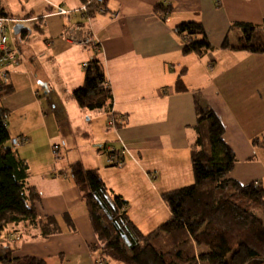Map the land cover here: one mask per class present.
I'll list each match as a JSON object with an SVG mask.
<instances>
[{"label":"crops","instance_id":"0c3cea01","mask_svg":"<svg viewBox=\"0 0 264 264\" xmlns=\"http://www.w3.org/2000/svg\"><path fill=\"white\" fill-rule=\"evenodd\" d=\"M84 1L0 0L11 16L42 20L32 26L22 66L11 71L19 94L0 104L17 114L10 137L27 138L13 150L27 163L29 183L40 193L37 215L44 222L54 220L46 238L39 226L24 223L8 227L3 240L16 257L45 264L96 261L90 214L68 175L77 161L96 170L106 187L127 201V214L143 234L169 219L162 195L194 180L190 154L197 137L196 99L224 126V139L236 157L229 177L264 185V54L220 48L226 38L234 44L240 37L238 24H262L264 0H107L108 12L90 21L97 42L67 44L65 35L89 32L81 28L86 26L83 14L74 11ZM159 5L171 12L158 11ZM57 6L68 14L54 15ZM191 21L202 25L212 50L182 53L183 39L175 28ZM93 57L109 81L114 119L120 123L115 128L108 125L107 112L81 110L71 95L84 82L83 64ZM39 87L50 98L58 96L53 111H43L33 96ZM54 114L63 128H72L66 137L60 136ZM53 144L63 146L58 160ZM122 146L129 152L121 151V158L115 154L114 162L123 164L110 166L108 150Z\"/></svg>","mask_w":264,"mask_h":264},{"label":"trees","instance_id":"16d2710c","mask_svg":"<svg viewBox=\"0 0 264 264\" xmlns=\"http://www.w3.org/2000/svg\"><path fill=\"white\" fill-rule=\"evenodd\" d=\"M106 2H91L87 16ZM157 10L171 12L162 5ZM237 28L240 37L234 44L226 38L221 50L264 54V19L259 27L244 23ZM175 29L183 39L184 55L212 50L201 24L184 22ZM106 83L102 64L92 60L85 67L83 85L72 91V98L81 110H102L111 116L113 98ZM11 92L10 85L0 82V99ZM196 115L197 137L190 154L193 184L162 195L170 217L148 234L138 230L127 214V201L109 190L96 170L86 169L80 161L70 165L68 175L79 189L102 243L101 260L120 264H264V185L259 181L242 184L229 177L236 157L224 139V126L199 99ZM5 116L6 111L0 108V240L7 227L24 223L39 226L40 236L46 238L52 233V220L37 221L36 205L41 196L29 183L27 163L8 146L11 137ZM12 253L5 240L0 264H45Z\"/></svg>","mask_w":264,"mask_h":264},{"label":"rangeland","instance_id":"374dc122","mask_svg":"<svg viewBox=\"0 0 264 264\" xmlns=\"http://www.w3.org/2000/svg\"><path fill=\"white\" fill-rule=\"evenodd\" d=\"M93 1L94 0H85L84 4L82 5V7L80 9H77V10H74V11L78 12V13L80 11H82L87 16V13L89 12V9H90L91 2H93ZM59 9L64 10V8H62L61 6L54 7V11L56 10L54 15H56V16H64V15L68 14V12L66 10H64L66 12L65 14H60L59 13ZM107 12H108V10H107L106 6L105 7H101L100 6L99 9H97L95 11V14H93V15H91L89 17L87 16V18L83 15L84 20L86 21V23H85L86 26L83 25L81 27L79 25L77 27L89 29V32L86 33L83 30V35L81 37L77 36L76 40H74V41H77V42H73V43H76V44L80 43L79 41L80 40H85V38H90L92 41L95 40V42H97V39L95 38L93 32H91L92 28H91L90 21H91V18L94 15H96V14L104 15ZM112 17H113V19H115V18L118 17V14H113ZM41 21H40V19L19 18L17 16H11L9 13H7L0 6V56H2V60L0 59L1 60V63H0V65H1L0 66V82L3 83L4 85H8V86L10 85V87L12 89V92L9 95H7L4 98L0 99V103L3 100L5 102H8L11 98H13L14 96H18V94H19L18 92H15V88H16V87L14 88L15 85L13 86L11 84L12 83V72L11 71L14 72L17 67L20 68L22 66L21 62L24 61V60H22L23 59V52L25 50V53H26V50H30V46L28 45L27 41H28L29 35H31L30 33H33L32 26H33V24L39 23ZM20 27H23L24 31L20 32L19 34H16L17 28H20ZM257 27H259V26H257ZM259 29H260V32H262V29L261 28H259ZM69 31L70 30H68L67 33ZM256 33H259V31H257ZM65 36H66V40L68 41V42L66 41V43L67 44H71L72 41L69 40V35H65ZM80 44L82 46L88 45L86 43H80ZM92 46L94 48H97L96 44H93ZM4 57L7 59V62L4 60ZM92 60L93 61L97 60V58L93 57ZM92 60H90V61H92ZM90 61H88L87 63L83 64L84 74H85V67H87V65L89 64ZM104 72H105V70H104ZM84 78H85V76H84ZM105 78H106V73H105ZM106 81H107L106 86L110 89V86H109V83H108L109 81L107 80V78H106ZM58 88L59 87L56 88L57 91H58ZM38 90H40L39 93L34 91L33 96L35 97L36 101L41 105L43 111H45V109L47 110L49 107L52 108V111H53V105H51V103L56 98H58V96L56 94H54L52 96V98H50L48 96V94L46 93V92H48L47 90H45L44 88H41V87H39ZM15 94H17V95H15ZM39 94L41 95L40 98H39ZM112 98H113V96H112ZM112 105H113V99H112ZM0 108L3 109L4 111H6V116L4 118V123H5V126L7 127V131L9 132V135H11V129H13L15 127V123H16L15 118H16L17 114L14 112V110H13V113H12L11 110L5 108L2 104H0ZM54 117H55V124H57L58 127H59L60 136L61 137H66L69 134V131L72 130V128H70L68 130V127L66 125L63 128V125L65 123L59 117H57L56 114H54ZM114 117H115V113H113L111 116L108 117V119H109L108 125L111 126L112 128H115V127H117V125L120 124L118 122L119 117H118L117 120H115ZM53 128H54V130H56V126L55 125L53 126ZM26 141H27V138L24 137V136H20V137H17V138H10V141L8 142V146L10 148H12V149H15L18 146L24 144ZM61 148H63V146L60 145V144L51 145V152H52L53 157H55V160L59 159L60 154H61ZM116 151H118L119 153H117ZM121 151L123 152V154H128V152H129V150L126 147H124V146H122V150H118V149H114V148H112L111 150L110 149L108 150V154L109 155L107 156V163L110 166H116L117 167V166H120V165L123 164L122 163L123 160H119L117 162H114L115 154L120 155V156H118L120 158L122 156H124L121 153ZM193 181L194 180H192L191 184H193ZM191 184H185V186L182 185L179 188L186 187V186H189ZM37 206H38V204L36 205V208H37ZM39 220H40V217L37 218L38 222H39ZM51 224H52L51 227H54V220H52ZM9 227H11V226H9ZM3 239L0 240V250H3V246L5 245V242L3 241ZM16 239L19 240L20 238L17 237ZM93 245H95L94 248H93L94 256L96 258L95 264H120V263L113 262V261H110V260H101V258H100V248L102 246V243L99 241V239L97 237V234H96V242ZM11 249H12V247H11ZM14 252L15 251H13V253H12L13 257H16L14 255Z\"/></svg>","mask_w":264,"mask_h":264},{"label":"built area","instance_id":"2783aa9c","mask_svg":"<svg viewBox=\"0 0 264 264\" xmlns=\"http://www.w3.org/2000/svg\"><path fill=\"white\" fill-rule=\"evenodd\" d=\"M80 12H82V11H80ZM59 13H60V14H65L66 12H65L64 10L59 9ZM76 37H77V35H76L74 32H72V33L69 35V40L72 41V42H77V41H74V40H76ZM79 42H80V43H86V44H89V43L92 42V40H91L90 38H85V40H80ZM4 60L7 62V59H6L5 57H4ZM110 150H111V149H110Z\"/></svg>","mask_w":264,"mask_h":264},{"label":"water","instance_id":"95a60500","mask_svg":"<svg viewBox=\"0 0 264 264\" xmlns=\"http://www.w3.org/2000/svg\"><path fill=\"white\" fill-rule=\"evenodd\" d=\"M24 31V28L23 27H20V28H17L16 30V34H19L20 32Z\"/></svg>","mask_w":264,"mask_h":264},{"label":"bare ground","instance_id":"6f19581e","mask_svg":"<svg viewBox=\"0 0 264 264\" xmlns=\"http://www.w3.org/2000/svg\"><path fill=\"white\" fill-rule=\"evenodd\" d=\"M192 22V21H191ZM91 218V217H90ZM92 222V221H91ZM92 226H93V224H92ZM93 230H94V228H93ZM94 232H95V230H94ZM96 234V233H95ZM4 241V240H3Z\"/></svg>","mask_w":264,"mask_h":264}]
</instances>
